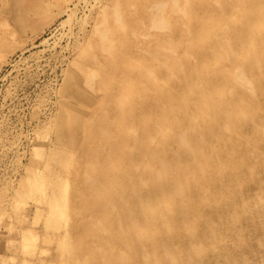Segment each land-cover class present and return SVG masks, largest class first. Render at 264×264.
Here are the masks:
<instances>
[{
  "label": "rangeland",
  "instance_id": "1",
  "mask_svg": "<svg viewBox=\"0 0 264 264\" xmlns=\"http://www.w3.org/2000/svg\"><path fill=\"white\" fill-rule=\"evenodd\" d=\"M18 1L0 0V264H264V0H86L68 22L78 0Z\"/></svg>",
  "mask_w": 264,
  "mask_h": 264
},
{
  "label": "bare ground",
  "instance_id": "2",
  "mask_svg": "<svg viewBox=\"0 0 264 264\" xmlns=\"http://www.w3.org/2000/svg\"><path fill=\"white\" fill-rule=\"evenodd\" d=\"M82 1L86 2V0H78V3H74L75 5L73 7H71L70 9L68 8V10L66 12L67 13L70 12V14L68 15L69 17L67 19H65V22H68L73 17V15L75 14L76 11L78 12V6L80 5V3ZM171 1L172 0H170V2ZM17 2H19V1L17 0ZM164 8H165V6H164ZM166 9H168V7H166ZM254 11H259V9H255ZM249 16H251V13H249L248 16L243 17V19L248 20V19H250ZM161 20H164V18H161ZM159 23L162 24V26H163L162 28H165L168 25L169 22L168 21H160ZM211 24H213V22H209V23H205V24L204 23H199V25L197 26V27H199V29L201 31H203L205 33V36H204V38H203V40L201 42L203 46H207L211 42H213V40H211V41L209 40V34H208V31L210 29V25ZM112 47H113V45L111 44L109 46V49L112 48ZM173 54H174V56H176V51H174ZM198 55H201V54H198ZM150 57H153V55H150ZM144 64H148V62H144ZM172 70H175V68H172ZM125 100H126L128 106L130 108H133L134 107V102L130 98L125 99V97H124V101ZM151 105L154 106L156 104L155 103H152ZM141 113H142V111L141 110H138V109L137 110H128V109L127 110H124V114L126 116H128L131 121H134V122L135 121H138L141 124L148 123V122H144L142 120V117L143 116H141ZM168 121H169V116L168 115H164L162 117L163 124H165ZM176 127H178L179 129L180 128L182 129L183 134H184V136L182 137V139L183 140H186V131H184V129L186 128V120L185 119H182L181 121L176 122ZM62 152H65V151L62 150L59 153H62ZM166 156H167L166 158L169 160V157L170 156H168V155H166ZM127 194H129L128 191H127ZM135 195H136L135 192H131L130 193V197L134 199V202H133L131 211L127 210V216L129 218H131V219H133V218L136 217V213H134V212H141L142 206H144L143 204H141L138 201L140 198H138V197L135 198ZM153 196H154V193H152V194L151 193H148V197H153ZM109 200H114V197L113 196H110L109 197ZM123 209L125 210L124 207H123Z\"/></svg>",
  "mask_w": 264,
  "mask_h": 264
}]
</instances>
